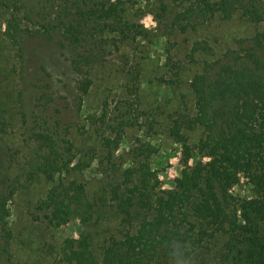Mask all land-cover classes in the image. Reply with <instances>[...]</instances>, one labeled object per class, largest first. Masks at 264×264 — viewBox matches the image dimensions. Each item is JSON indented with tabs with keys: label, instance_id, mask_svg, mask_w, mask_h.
<instances>
[{
	"label": "trees",
	"instance_id": "obj_1",
	"mask_svg": "<svg viewBox=\"0 0 264 264\" xmlns=\"http://www.w3.org/2000/svg\"><path fill=\"white\" fill-rule=\"evenodd\" d=\"M29 2L3 0L13 15L6 36L16 44L29 32L20 27L18 12L33 30L39 29L38 34L48 39L60 35L78 76V104L92 86L87 73L98 66L107 47L106 39L100 41V37L115 33L131 40L140 34L120 1L64 0L52 13L37 11ZM159 2L158 16L163 15L168 23L175 19L172 29L182 34L235 15L254 25L264 24V0H183L180 17L173 16L169 0ZM191 50L206 56L212 51L206 41H196ZM189 86L195 101L194 118L188 122L168 119V135L181 146L186 168L174 190H159L156 171L144 160L122 167L118 179L111 181L110 194L106 193L120 216L121 236L105 240L99 253L90 235L66 239L59 251L61 264H177L219 241L222 245L217 246L220 255L215 264H264V32L238 40L236 48L205 61ZM195 128L202 129L204 136L191 146L183 130ZM52 136H40L47 148L40 169L50 180L57 177L58 183L39 202L38 210L46 212L54 229L79 218L89 223L96 206L77 179L82 167L74 165V147ZM113 154L106 159L109 164ZM197 157L200 161L195 162ZM242 179L251 191L245 200L232 194ZM8 216L6 199L0 194V264H13Z\"/></svg>",
	"mask_w": 264,
	"mask_h": 264
},
{
	"label": "rangeland",
	"instance_id": "obj_2",
	"mask_svg": "<svg viewBox=\"0 0 264 264\" xmlns=\"http://www.w3.org/2000/svg\"><path fill=\"white\" fill-rule=\"evenodd\" d=\"M63 1L30 0L29 6L52 13ZM116 1L142 35H132L131 40L115 33L100 37V41L106 39L107 47L98 66L87 73L92 86L78 104V76L71 68L67 43L60 35L48 39L38 34V28L25 23L22 12H18L20 27L29 32L13 43L6 36L13 15L0 0V194L9 213L13 264H61L59 251L65 240H79L82 235H90L96 253L105 240L119 238L120 216L107 194L122 167L144 160L156 171L158 189L174 190L186 168L181 146L168 135L169 116L177 121L193 119L195 101L189 85L201 73L203 63L236 48L238 40L264 32V24L254 25L235 15L182 34L172 29L175 19L168 23L163 15L158 16L159 0L111 3ZM169 1L173 16L180 17L183 0ZM196 41H206L211 54H193ZM47 133L74 147V165L82 167L77 179L96 206L89 223L79 218L54 229L46 212L38 210L39 202L58 183L57 177L50 180L40 169L41 158L47 155L40 136ZM183 133L191 146L204 136L200 128ZM111 151L115 158L109 164L106 159ZM232 194L248 199L251 191L246 180L233 186ZM221 245L219 241L217 246ZM217 246H208L207 251H197L177 264H215L220 255Z\"/></svg>",
	"mask_w": 264,
	"mask_h": 264
}]
</instances>
